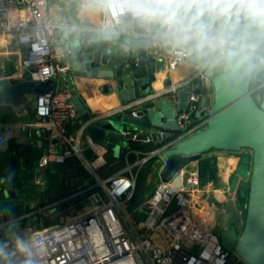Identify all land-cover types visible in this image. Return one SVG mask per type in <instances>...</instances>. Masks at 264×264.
<instances>
[{"label":"built area","instance_id":"obj_1","mask_svg":"<svg viewBox=\"0 0 264 264\" xmlns=\"http://www.w3.org/2000/svg\"><path fill=\"white\" fill-rule=\"evenodd\" d=\"M123 3L124 0H104L105 21L97 31L110 34L126 15L132 21H141L145 29L155 24L126 10L121 12ZM58 27L48 15L47 0H0V36H15L17 44L25 50L22 67L33 80L45 82L66 71L65 67L58 65L64 60L66 49L62 45L53 46L56 42L55 30ZM237 46L239 44L236 42L230 45L231 48ZM254 50L258 53V63L264 65V44H256ZM191 57L192 52L189 49L175 48L168 65L169 70H175ZM203 76V68H200L194 77ZM146 99L132 101L124 105L121 111L139 105ZM35 101V121L30 126L39 128L38 137L48 131V135H55L63 146L59 152L47 150L38 158L39 174L35 184L42 183V172L50 164L62 165L70 158H77L88 167L94 182L73 196L78 197L85 193L89 205L84 212L22 239L32 254L34 264L231 262V252L221 245L214 232L203 231L199 223V215L205 210V206L197 195L206 191L209 186L201 185L196 169L181 170L170 181L158 182L154 196L142 207L127 214L126 208L135 194L136 172L151 161L154 162L158 150H126L123 153L124 167L101 179L97 172L105 165L104 154L107 149L97 140L90 141L89 150L93 159L88 160L79 145L84 127L79 125L73 134L68 133V127L81 123V114L72 103L69 92H51L37 96ZM208 110L209 107L196 111V106L192 105L189 112L179 113L176 121L181 132L177 137H184L204 127ZM195 111L201 117L197 122L189 124L190 113ZM105 116L91 118L87 122L91 123ZM132 154L136 155L133 162L129 159ZM141 209L146 212L145 218L137 222L134 228L129 217H134ZM157 230L163 233L164 249L154 242L153 234ZM15 248L16 243L10 252L15 251ZM25 258L17 252L10 257L11 264H21Z\"/></svg>","mask_w":264,"mask_h":264},{"label":"water","instance_id":"obj_2","mask_svg":"<svg viewBox=\"0 0 264 264\" xmlns=\"http://www.w3.org/2000/svg\"><path fill=\"white\" fill-rule=\"evenodd\" d=\"M125 19L129 20V15L121 20ZM136 23L143 35V23ZM219 26L217 20L213 30H218ZM224 27L239 46L232 48L235 53L232 57L206 67L204 76L211 86L212 101L206 100L208 90L205 87L201 104L210 103L207 121L204 127L184 137H177L181 130L176 119L189 108L186 90L177 92L178 104H171L165 98L153 101L151 83L155 81L161 62L148 54L146 42H126L130 49L127 52L122 50L118 37L112 38L97 30L84 31L69 39L60 64L66 71L59 79L40 82L27 74L26 80L17 83L0 80V105L18 110L30 103L35 109L37 96L68 91L78 112L84 114L85 106L71 87L81 78L109 80L103 85V92L116 93L125 104L147 98L139 105L118 112L114 118L91 126L90 133L115 157L129 149L132 142L151 141L158 150L153 169L162 183L201 161L209 152L248 151L250 166L246 178L231 184L232 189L238 190L239 201L244 207L242 226L231 224L214 233L221 245L231 252L232 264H264V84L251 87L264 71L252 47L264 44V33L251 25L243 14L239 18L232 16ZM166 49H173L172 44L168 43ZM195 116L200 118L201 114L196 112ZM8 192L15 198L13 187H9ZM2 197L0 193V199ZM7 221L0 209V227Z\"/></svg>","mask_w":264,"mask_h":264},{"label":"crops","instance_id":"obj_3","mask_svg":"<svg viewBox=\"0 0 264 264\" xmlns=\"http://www.w3.org/2000/svg\"><path fill=\"white\" fill-rule=\"evenodd\" d=\"M47 12L52 21L59 26L55 30L56 42L53 46L62 45L64 49L69 39L84 31L99 29L105 21L104 0H47ZM219 21L220 28L228 20L220 19ZM137 27L135 21L121 20L109 35L112 38L118 37L122 50L127 52L130 49L126 42L130 40H134L135 44L140 41L146 42L148 54L157 62H161L159 71L155 74V81L151 83L153 101L165 98L171 104H178L177 92L186 90L189 98V108L186 112L190 111L192 105L196 106V111L210 107L212 92L211 86L208 85L209 80L205 76L202 78L194 76L200 68H203L204 75L209 62L215 57L213 55L198 56L196 52H192L191 58L175 70H169L172 51L179 47L189 49L190 46H174L170 43L173 49H166L168 44L166 41L170 39L164 35L166 28L155 23L145 29L142 35ZM24 57L25 50L17 44L14 35L0 36V80L12 81V83L26 80L28 72L22 67ZM223 59L221 58L220 61ZM62 62L63 60L58 65L60 66ZM63 74L59 73L56 79ZM107 82L109 80L81 78L76 79L74 86H71L74 87L86 109V112L81 114L82 124H79L84 127L79 145L83 148L84 157L88 160L93 159L89 150V142L96 140L91 136V126L108 118H114L126 105L119 100L116 93L103 92L102 87ZM205 87L208 90L206 100L210 103L206 101L205 105H202L201 100L204 97L202 90ZM196 111L190 113L189 124L200 119L195 116ZM104 115H106L104 118L97 121L87 122L91 118ZM164 120L162 118V121ZM34 121V109L30 103L18 110L12 109L10 105H0V193L3 194L0 199V209L8 219L0 227V243L6 244L9 252L17 238L22 240L33 233L63 223L84 212L88 206L87 198L82 199L85 193L78 197L73 196L94 182L91 170L77 158H70L62 165L50 164L42 172V183L35 184V179L39 174L37 155L47 150L59 152L63 146L59 138L53 134L48 135V131H45L42 137H38L39 128L30 126ZM139 143L146 145L149 149L138 150L132 147L129 149L137 152L154 149L151 141ZM15 146L25 148L27 153L23 154ZM31 157H36L37 160L33 162ZM113 157H115L113 152L107 150L104 154L105 165L99 170L106 166V159ZM206 158H212L215 161L216 179L213 185L208 184L209 188L206 191L197 195L205 206V210L199 215V223L205 232L219 231L231 224L240 228L244 219V208L239 201L238 190L232 189L231 184L246 178L250 166L249 153L246 151L239 153L212 151L203 156V159ZM129 159L131 162L135 161L136 155L132 154ZM197 163L191 164L189 168L196 169ZM153 175H157V171L153 170L148 175L147 181ZM158 182H160L159 179ZM9 187H13L15 198L9 194ZM153 196L154 189L138 207H142ZM132 208L135 209L131 207L130 211L133 210ZM163 237L160 230L153 234L155 244L164 249ZM0 264H7V262L0 261Z\"/></svg>","mask_w":264,"mask_h":264},{"label":"clouds","instance_id":"obj_4","mask_svg":"<svg viewBox=\"0 0 264 264\" xmlns=\"http://www.w3.org/2000/svg\"><path fill=\"white\" fill-rule=\"evenodd\" d=\"M125 10L166 28L164 35L170 37L166 42L190 46L189 51L198 56L213 55L215 59L210 64L235 55L230 47L235 43L231 32L223 25L214 31L215 21H227L243 14L251 25L264 33V0H124L121 12ZM17 252L26 257L21 264H34L28 246L21 239L17 238L13 252L0 243V261L11 264L10 257Z\"/></svg>","mask_w":264,"mask_h":264},{"label":"trees","instance_id":"obj_5","mask_svg":"<svg viewBox=\"0 0 264 264\" xmlns=\"http://www.w3.org/2000/svg\"><path fill=\"white\" fill-rule=\"evenodd\" d=\"M264 84V71H262L258 78L252 82V89L256 88L260 85ZM194 115V114H193ZM192 115V116H193ZM195 117V116H193ZM79 127V124H75L73 126H70L68 128V133L72 134L77 128ZM18 150H20L23 154L27 153V150L22 147L15 146ZM131 147L138 150H148L149 147L146 145H141L139 142H132ZM26 150V152H24ZM29 152V151H28ZM43 152H40L37 155V159L42 155ZM28 156V155H27ZM35 158L31 157V161L35 162ZM153 161L150 163L144 165L142 168H140L136 173V186H135V194L133 199L128 203V208L131 207L137 208L143 200L149 196V193L147 192L146 183L148 180V175L154 170L153 169ZM124 159H123V152L119 155V157H113L112 159H106V166L102 168L101 170H98L97 174L101 179L107 178L119 170H121L124 167ZM106 172H105V171ZM197 173L199 176V180L201 185L205 186L208 184L213 185L215 183V177H216V164L215 161L212 158H206L202 159L197 163ZM104 172V173H103ZM139 208V207H138ZM133 209V208H132ZM228 264H232L231 262Z\"/></svg>","mask_w":264,"mask_h":264},{"label":"rangeland","instance_id":"obj_6","mask_svg":"<svg viewBox=\"0 0 264 264\" xmlns=\"http://www.w3.org/2000/svg\"><path fill=\"white\" fill-rule=\"evenodd\" d=\"M157 183H158V176L157 175H153L152 177H150L149 181H147V183H146L147 192L149 193L153 189H155ZM129 212H130V209L126 208V213L128 214ZM167 212H169V211H167ZM145 215H146L145 210L141 209L140 211L137 212V214H135L134 217H129V221L135 227L137 222H139L145 218ZM216 231H218V230H216Z\"/></svg>","mask_w":264,"mask_h":264},{"label":"bare ground","instance_id":"obj_7","mask_svg":"<svg viewBox=\"0 0 264 264\" xmlns=\"http://www.w3.org/2000/svg\"><path fill=\"white\" fill-rule=\"evenodd\" d=\"M118 264H125V262H119Z\"/></svg>","mask_w":264,"mask_h":264}]
</instances>
